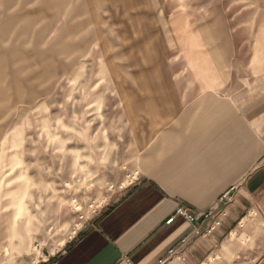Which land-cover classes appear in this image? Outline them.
Returning <instances> with one entry per match:
<instances>
[{
	"label": "rangeland",
	"instance_id": "1",
	"mask_svg": "<svg viewBox=\"0 0 264 264\" xmlns=\"http://www.w3.org/2000/svg\"><path fill=\"white\" fill-rule=\"evenodd\" d=\"M217 12L257 24L264 0H0V64L13 78L18 55L30 72L0 114V264L57 252L87 217L150 175L145 158L162 136L150 112L166 102L152 98L173 90L167 60L183 58L179 30ZM24 17L42 31L28 46L9 34L24 30ZM261 208L231 224L203 264H264ZM229 209L218 208L225 220Z\"/></svg>",
	"mask_w": 264,
	"mask_h": 264
},
{
	"label": "crops",
	"instance_id": "2",
	"mask_svg": "<svg viewBox=\"0 0 264 264\" xmlns=\"http://www.w3.org/2000/svg\"><path fill=\"white\" fill-rule=\"evenodd\" d=\"M223 14L179 30L183 58L167 60L173 90L152 98L166 102L150 112L151 130L162 133L145 158L150 175L113 197L57 252L43 250L36 264H203L231 224L264 209V17L235 23ZM26 19L24 30L13 26L9 34L28 46L42 31ZM13 66L12 78L0 64V114L14 104V91L27 88L20 75L29 66L20 68L18 55ZM181 207L196 222L168 224ZM207 207L216 208L207 214ZM219 207H230V219Z\"/></svg>",
	"mask_w": 264,
	"mask_h": 264
},
{
	"label": "built area",
	"instance_id": "3",
	"mask_svg": "<svg viewBox=\"0 0 264 264\" xmlns=\"http://www.w3.org/2000/svg\"><path fill=\"white\" fill-rule=\"evenodd\" d=\"M138 181H139V179H136V180H135V184H136ZM132 184H134V183H132ZM210 215H211V214H209V216H210ZM209 216H207V217H209ZM177 217H182V218L186 219L187 221H189V222H191V223H194V222H196V220H197V218H196V216L194 215V213L192 212V210H191L190 208H188V207H181V208H179L178 211L176 212L175 216L172 217V218L168 221V224L173 223L174 220H175ZM222 217H226V214H223V213H222ZM90 218H91V216H90V217H87V218H86V222L89 221ZM221 222H222V220H221V219H218V220H217V221H216V222L210 227V229H209L208 232H209V233H212L213 231H215L218 227L221 226ZM79 230H80V229H79Z\"/></svg>",
	"mask_w": 264,
	"mask_h": 264
},
{
	"label": "bare ground",
	"instance_id": "4",
	"mask_svg": "<svg viewBox=\"0 0 264 264\" xmlns=\"http://www.w3.org/2000/svg\"><path fill=\"white\" fill-rule=\"evenodd\" d=\"M26 20H27V19H26ZM26 20H25V21H26ZM25 21H24V22H25ZM35 26H36V25H35ZM33 28H34V27H33ZM33 28H32V29H33ZM25 30H26V29H25ZM33 30H34V29H33ZM15 31H16V30H15ZM34 33H35V32H34ZM22 36H23V35H22ZM11 38H12V37H11ZM7 42H8V41H7ZM9 42H10V41H9ZM6 44H9V43H6ZM17 62H18V61H17ZM0 70H1V69H0ZM3 85H4V84H3ZM8 97H9V96H8ZM75 208H78V207H75ZM5 253H6V255H9V253H10L9 248H6V249H5ZM209 262H210V261H209ZM211 264H212V263H211Z\"/></svg>",
	"mask_w": 264,
	"mask_h": 264
}]
</instances>
